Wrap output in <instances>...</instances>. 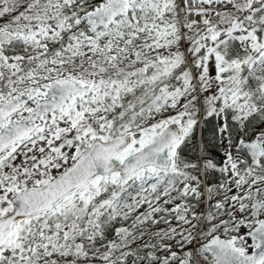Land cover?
Masks as SVG:
<instances>
[{
    "label": "snow or ice",
    "instance_id": "obj_1",
    "mask_svg": "<svg viewBox=\"0 0 264 264\" xmlns=\"http://www.w3.org/2000/svg\"><path fill=\"white\" fill-rule=\"evenodd\" d=\"M0 264H264V0H0Z\"/></svg>",
    "mask_w": 264,
    "mask_h": 264
}]
</instances>
